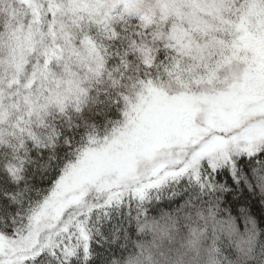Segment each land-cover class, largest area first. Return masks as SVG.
I'll return each instance as SVG.
<instances>
[{
    "label": "snow or ice",
    "instance_id": "snow-or-ice-1",
    "mask_svg": "<svg viewBox=\"0 0 264 264\" xmlns=\"http://www.w3.org/2000/svg\"><path fill=\"white\" fill-rule=\"evenodd\" d=\"M161 111L166 134L124 147ZM0 148L24 185L3 192L15 212L0 215V264L87 252L97 207L204 183L202 166L264 148V0H0ZM105 149L117 162L74 181ZM31 163L47 188L28 182Z\"/></svg>",
    "mask_w": 264,
    "mask_h": 264
},
{
    "label": "trees",
    "instance_id": "trees-1",
    "mask_svg": "<svg viewBox=\"0 0 264 264\" xmlns=\"http://www.w3.org/2000/svg\"><path fill=\"white\" fill-rule=\"evenodd\" d=\"M30 152L37 161L41 153L34 147ZM13 163L10 150L0 148V215L9 220L15 206L3 192L10 197L24 187L5 171ZM35 172L36 164H28V182L37 190L47 188V178ZM202 174L204 183L186 174L147 190L142 199L125 195L122 202L97 207L87 252L79 245L66 259L45 253L35 264H183L186 239L206 264H264V148L253 155L235 152L211 173L202 166Z\"/></svg>",
    "mask_w": 264,
    "mask_h": 264
},
{
    "label": "rangeland",
    "instance_id": "rangeland-1",
    "mask_svg": "<svg viewBox=\"0 0 264 264\" xmlns=\"http://www.w3.org/2000/svg\"><path fill=\"white\" fill-rule=\"evenodd\" d=\"M168 128V118L164 117L163 112H154L151 119H144L132 133L128 134L124 147H127L128 144L135 145L140 143L151 138L158 132H164L166 134ZM119 156L120 153L116 149H105L102 152H92L87 154L83 161H78L79 167L75 171L73 178L74 181L76 178H79L86 173L103 171L108 167L113 166L117 162ZM217 163L222 164L224 161L220 160ZM15 164L16 163H13L11 165ZM160 233L161 231H158V234Z\"/></svg>",
    "mask_w": 264,
    "mask_h": 264
},
{
    "label": "clouds",
    "instance_id": "clouds-1",
    "mask_svg": "<svg viewBox=\"0 0 264 264\" xmlns=\"http://www.w3.org/2000/svg\"><path fill=\"white\" fill-rule=\"evenodd\" d=\"M183 247L186 249V253L188 254V258L183 261V264H206L205 261H201L196 258V245L193 244L190 239H186L184 241Z\"/></svg>",
    "mask_w": 264,
    "mask_h": 264
}]
</instances>
